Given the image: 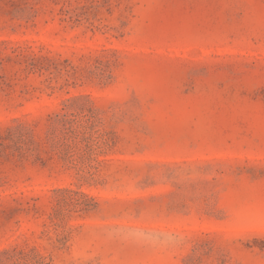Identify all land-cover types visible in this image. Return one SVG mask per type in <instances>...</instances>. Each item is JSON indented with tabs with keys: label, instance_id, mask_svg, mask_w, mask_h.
Returning <instances> with one entry per match:
<instances>
[{
	"label": "rangeland",
	"instance_id": "1",
	"mask_svg": "<svg viewBox=\"0 0 264 264\" xmlns=\"http://www.w3.org/2000/svg\"><path fill=\"white\" fill-rule=\"evenodd\" d=\"M0 264H264V0H0Z\"/></svg>",
	"mask_w": 264,
	"mask_h": 264
}]
</instances>
